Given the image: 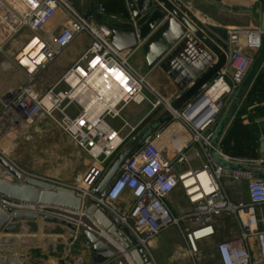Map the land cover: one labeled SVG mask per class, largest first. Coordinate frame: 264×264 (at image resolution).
Listing matches in <instances>:
<instances>
[{"label":"built area","instance_id":"2783aa9c","mask_svg":"<svg viewBox=\"0 0 264 264\" xmlns=\"http://www.w3.org/2000/svg\"><path fill=\"white\" fill-rule=\"evenodd\" d=\"M16 1L20 7L14 6L12 0H0V32L6 33L8 39L28 31L25 45L14 57L26 84L14 93L13 101L6 104L7 113L12 123L29 128L45 120L52 121L97 162L92 167L99 168L95 179L85 189L75 190L76 194L90 198L118 218L150 258V241L172 227L181 231L190 251L195 254L197 241L214 234L215 218L233 213L239 218L241 232L237 239L217 245L221 264H264V229L259 227L264 220L254 213L256 205L264 204V178L219 165L212 157V135H205L223 99L233 96L246 79L254 63L253 53L263 47L264 29H228L227 62L208 90L202 91L182 114L167 105L171 114L176 113L184 121H193L189 130L198 145L193 155L188 152L191 147L184 144L166 154L151 135L126 159L103 194L96 196L94 185L102 177L106 162L120 155L128 138L123 137L108 119H122V110L132 103L151 102L150 94L156 99L153 107L164 102L146 76L131 64L133 50L121 51L111 42L110 24L88 18L68 0ZM97 9L99 14L106 13L101 3ZM56 18L59 21L54 22ZM81 34L89 37V47L52 87L45 92L36 89L40 74ZM124 124L127 125L125 121ZM202 154L205 163L193 167L192 160ZM223 158L236 161L227 156ZM260 162L264 165V158ZM225 175L249 181V205H234L229 200L222 184ZM178 187L183 189L192 207L181 215L175 214L167 201ZM128 192L133 199L122 212L120 202ZM247 209L254 215L244 220L240 212ZM87 245L90 244L87 242Z\"/></svg>","mask_w":264,"mask_h":264},{"label":"crops","instance_id":"0c3cea01","mask_svg":"<svg viewBox=\"0 0 264 264\" xmlns=\"http://www.w3.org/2000/svg\"><path fill=\"white\" fill-rule=\"evenodd\" d=\"M180 1L183 5V13L189 20L190 25L200 29L210 38V40L220 47H222V45L226 46L227 39L224 38L221 33L225 30L244 27L252 28L257 27V25L263 29L264 0H260L261 3L259 9L257 6L258 0ZM108 2L111 4L116 2L117 4V6L114 5L115 11L113 17L114 19H117L118 22H110L109 24L111 26L125 27L129 25H135L126 0H100V2H96L94 0L86 1L83 6L86 10L85 15L91 19L98 20V15H100L97 9L98 5L101 3L105 6V3ZM12 3L16 7L21 6V4L16 0H12ZM54 22H56V20H54ZM49 27L50 25L48 28ZM182 42H185L184 46H182L176 58L174 59V62H172V66L170 67L171 73L160 66L161 63H163V60L153 67L149 66L145 52L142 48V44L144 42L140 41L138 46L133 49V54L130 61L132 60L134 62L137 69L140 70L141 73L149 77L153 89L160 95L164 102V104L162 103L158 107L153 108V111L155 112L158 110V113L141 133H143L163 115L164 112L161 111V107L164 108V111H166L167 105H172L179 99V89L172 76L177 75L175 71H177V66L181 63V61L191 65L198 61V57L205 59V52H203V50L200 51V56H195L196 51L199 49L206 50V48L203 46V43L193 35L192 32L188 31L187 34L175 44L172 50L176 49V47H180ZM79 45V43H73L65 50L72 53V56L68 62H75L86 50L84 46L79 47ZM222 49L226 53V48ZM261 52H263L261 55H259V53L255 56L257 58H254V63L247 75L248 78L246 77L247 84L244 85L245 87H243V89L240 85L238 90L233 94L234 103L231 106V111L229 113H225V109L229 105L223 103L220 111L215 116L214 122L206 129L205 135H212L211 141L214 146V148H212V154L213 152H217L220 155H223V157L227 156L230 159L236 161L252 162L256 164H261L260 160L264 158V38ZM216 61L217 58L213 63ZM9 62L10 63L7 65L6 59L0 55V106L3 104L1 99H3L5 95L13 92L16 86V68L15 66H11V64H13L11 60H9ZM213 80L205 88H203L202 91L208 90ZM192 84L193 83H191L188 88L191 87ZM202 91L194 95L183 107H181V109L177 110L178 113L182 114L185 112L188 104L197 99L198 95H200ZM254 95L257 97V100L252 98ZM126 108L127 107L122 110V113ZM122 113V119H119L120 123L116 126V129L120 130L123 137H129V134L125 135L123 133L124 116ZM147 118L148 115H145L135 127L137 128ZM190 124H193V121H184L183 119L177 117L176 113H173L170 114L169 118L161 123L158 128H156L152 136L158 141V143L162 145V149L166 154L179 149L181 145L184 144L191 147L188 152L190 155H193L196 149H198V145L194 142L193 135L189 130ZM175 129H177L176 132ZM166 138H171V140L166 141ZM226 141H229V143L231 142V144H234L235 142H244L248 144L243 150L239 151L241 153L243 152V154H234L229 156L226 154V148L229 146L226 144ZM118 156L119 155L113 158H116L114 163L116 162ZM205 161L206 158L202 154L201 157L194 158L191 162V165L198 168L201 167ZM254 176L264 178V175L254 174ZM8 177L9 178L7 179H11L10 176ZM225 178L231 180L229 181L231 186L229 188L230 192H228L225 187ZM233 182H239L240 184L246 183L248 195L247 202L235 203L233 201L232 198L235 197L232 196ZM222 184L229 200L234 205L250 204L248 192L249 181L247 179H235L233 176L225 175L222 178ZM98 186H96V188ZM132 199L133 198L129 192L125 194L122 201L120 202V209L122 212L127 210ZM167 201L171 209L177 215H181L192 208L181 187L176 188L169 195ZM258 206L262 208L264 207L262 205H256L254 207L255 214V209ZM241 212H243V218L252 216L251 213H249L250 209L243 210ZM224 214L229 213H223L222 215L215 218L213 223L214 234L210 237L199 239L197 241V246H199L204 241L214 242L217 253V245L220 242L234 240L240 236L241 228L238 227L239 229H237L233 223L228 222L226 217H223ZM256 216L258 219L264 220V214L262 217H259L257 214ZM69 223V221L64 219H59V222L56 223L53 221H45L43 218H39L36 221H20L17 224V230L13 233H6L4 230H1L0 264H20L23 259L18 257L20 256L18 251H22L23 248H25V251L28 252L32 249H37L43 252V249L48 247L49 244L48 240L50 228L54 229L61 227L62 230L58 232L60 235L57 236H59V241L65 245L70 243L76 245L82 242V240L87 242L86 237L82 233V228L77 225L76 229H72L69 226ZM150 251L151 261L153 264H198V258H196L197 255L190 251L185 236L178 228L168 229L154 237L150 241ZM74 257L75 255L72 254L71 258ZM83 257L85 258V262H88V264L96 263L94 260L93 251L84 252Z\"/></svg>","mask_w":264,"mask_h":264},{"label":"water","instance_id":"95a60500","mask_svg":"<svg viewBox=\"0 0 264 264\" xmlns=\"http://www.w3.org/2000/svg\"><path fill=\"white\" fill-rule=\"evenodd\" d=\"M126 1L135 25L111 27V42L119 50H133L142 41L149 66L153 67L163 60L160 66L171 73L172 62L185 42L174 50L172 48L188 31L206 48L199 49L195 55L200 56V51L203 50L205 59L198 57V61L191 65L181 61L175 71L177 75L172 76L179 89V99L171 105V109L179 110L202 91L226 65L227 56L222 49L226 46L220 47L200 29L192 27L183 13L180 0ZM262 27L264 29V12ZM216 58L217 61L213 63ZM191 83L192 86L188 88ZM170 114L171 111L166 110L150 127L126 145L96 188V196L103 194L126 159L169 118ZM212 155L215 161L226 169L264 175V165L226 160L217 152ZM0 169V173L5 174L0 177V231L13 233L22 220L36 221L43 218L45 221L57 223L59 219H64L70 222L72 229H76L77 225L82 228L96 262L116 260V264H153L145 249L137 244V240L130 235L120 220L101 205L88 202L84 197L77 195L75 190L29 180L1 156ZM6 175L11 179H7Z\"/></svg>","mask_w":264,"mask_h":264},{"label":"rangeland","instance_id":"374dc122","mask_svg":"<svg viewBox=\"0 0 264 264\" xmlns=\"http://www.w3.org/2000/svg\"><path fill=\"white\" fill-rule=\"evenodd\" d=\"M86 1L92 0H68V2L82 14H85L86 11L83 7ZM260 3V0H258V9ZM114 5L117 6L116 2L114 4L109 2L105 3L106 13L98 15L99 22H105L107 24L110 22H118V20L113 17L115 11ZM55 20L59 21V18ZM257 27H259V25H257ZM227 31L228 30L221 32L222 36L226 39ZM27 35L28 31L24 30L6 39L8 35L0 32V55L6 59L7 65L10 63L9 60H11L13 63L11 66H15L17 72L14 91L1 99L3 104L0 106V156L18 171L22 172L29 180L46 182L58 187L77 191L83 190L95 179L96 172L99 169L98 166L92 169L94 165H97V162L88 153L78 148L69 137L50 120H45L38 125H34L33 128H29L25 125L14 124L9 119L10 116L7 113L6 104L11 103L14 93L26 84V78L15 65L14 57L25 45ZM74 43H79V47L84 46L87 49L90 45V39L86 34H81ZM261 50L253 54L254 58H257L255 57L257 54L260 53L259 55H261L263 53ZM71 56L72 53L69 51H65L57 56L37 78L35 83L36 89L45 92L52 87L73 64V62H68ZM131 64L137 69L132 60ZM138 72L141 73L140 70H138ZM141 74L146 76L143 73ZM247 78L241 84L242 89L245 87L244 85L247 84ZM146 79L150 86H152L149 77L146 76ZM233 96L230 95V97H225L223 99V102L229 105L226 107L225 113L231 111V106L234 103ZM252 98L257 100L255 95ZM150 100L151 102H145L140 105L132 103L128 105L122 113L124 121L128 123L127 126L124 124L123 133L125 135L130 134L126 140V145L138 137L143 129L151 123L155 115H157L158 110L155 112L153 111L154 107L152 103L156 100L153 94H150ZM160 109L165 112L164 108L161 107ZM145 115H148V118L136 128V124L139 123ZM108 122L116 128L120 120L108 119ZM247 144L248 143L244 142H235V144L230 143L228 148H226V154L229 156L243 154V152L241 153L239 151L243 150ZM115 159L106 162L105 171L94 187L98 186L102 181ZM4 175V172L0 173V177ZM6 178L9 177L6 175ZM229 181L231 180L226 178L224 180L228 192H230L229 188L231 187ZM232 194V196H235L232 198L235 203L247 202L248 195L246 183L240 184L239 182H233ZM85 199L91 202L90 198L87 197ZM255 211L259 217H262L264 214V207L258 206ZM249 213H251L252 216L254 215L251 209ZM240 215L243 217V212H241ZM223 217H226L228 222L233 223L236 228L239 229L238 227H240V224L237 215L229 213L224 214ZM259 227L264 229V223L260 224ZM170 229H176V227ZM61 230V227L49 229V244L48 247L43 249V252L37 249H32L28 252L25 251V248H23L22 251H18L20 255L18 257L23 259L22 261L20 260V264H88V262H85L83 254L86 251H93L91 250L92 247L87 245L86 241L82 240L83 236L81 239L82 242L76 245L72 243L67 245L61 243L59 241V236H57L60 235L58 232ZM197 248L198 251L195 254L197 255L196 258H198V264H221L218 254L216 253V245L214 242L204 241L197 246ZM72 254L75 255L74 258H71ZM94 264H116V260L96 262Z\"/></svg>","mask_w":264,"mask_h":264},{"label":"bare ground","instance_id":"6f19581e","mask_svg":"<svg viewBox=\"0 0 264 264\" xmlns=\"http://www.w3.org/2000/svg\"><path fill=\"white\" fill-rule=\"evenodd\" d=\"M219 86H221L222 85V82H220L219 84H218ZM211 92L212 93H214V89H211ZM243 211V210H242ZM240 214H241V212H240ZM242 217V216H241ZM251 217V216H250ZM243 218V217H242ZM248 218V217H247ZM247 218H243L244 220H246ZM199 238V237H198Z\"/></svg>","mask_w":264,"mask_h":264},{"label":"trees","instance_id":"16d2710c","mask_svg":"<svg viewBox=\"0 0 264 264\" xmlns=\"http://www.w3.org/2000/svg\"><path fill=\"white\" fill-rule=\"evenodd\" d=\"M230 143H231V142H230ZM230 143H229V141H226V144H228V145H229ZM234 144H235V143H234Z\"/></svg>","mask_w":264,"mask_h":264}]
</instances>
